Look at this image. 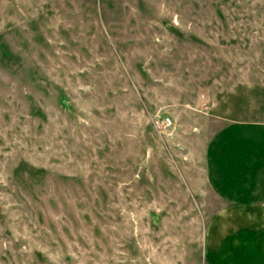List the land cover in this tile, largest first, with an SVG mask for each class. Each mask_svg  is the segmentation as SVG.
Returning <instances> with one entry per match:
<instances>
[{"label": "rangeland", "instance_id": "rangeland-1", "mask_svg": "<svg viewBox=\"0 0 264 264\" xmlns=\"http://www.w3.org/2000/svg\"><path fill=\"white\" fill-rule=\"evenodd\" d=\"M242 128L262 162L264 0H0V264H208Z\"/></svg>", "mask_w": 264, "mask_h": 264}, {"label": "crops", "instance_id": "crops-1", "mask_svg": "<svg viewBox=\"0 0 264 264\" xmlns=\"http://www.w3.org/2000/svg\"><path fill=\"white\" fill-rule=\"evenodd\" d=\"M243 129L229 141L225 139L224 149L232 155L227 168L213 171V189L224 199V204L207 225L205 247L211 256L208 264H264V160L259 161L257 153L253 157L257 160L243 161L246 155L252 154L243 149V142L240 145L237 142L245 139L240 136L246 134L242 133ZM219 141L216 136L209 143L216 162L223 152ZM261 147L258 146L257 151Z\"/></svg>", "mask_w": 264, "mask_h": 264}, {"label": "built area", "instance_id": "built-area-1", "mask_svg": "<svg viewBox=\"0 0 264 264\" xmlns=\"http://www.w3.org/2000/svg\"><path fill=\"white\" fill-rule=\"evenodd\" d=\"M170 118L168 117H165V118H162L161 120H157L156 121V124H157V128H163V127H166L170 124Z\"/></svg>", "mask_w": 264, "mask_h": 264}]
</instances>
